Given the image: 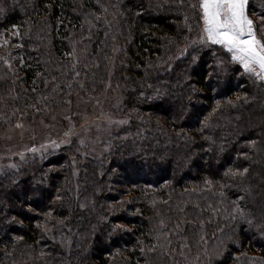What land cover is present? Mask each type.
Returning <instances> with one entry per match:
<instances>
[{
    "label": "trees",
    "instance_id": "16d2710c",
    "mask_svg": "<svg viewBox=\"0 0 264 264\" xmlns=\"http://www.w3.org/2000/svg\"><path fill=\"white\" fill-rule=\"evenodd\" d=\"M0 9V130L114 121L0 174V264H264V80L194 43L198 0ZM246 11L264 40V0Z\"/></svg>",
    "mask_w": 264,
    "mask_h": 264
},
{
    "label": "snow or ice",
    "instance_id": "6c2138e0",
    "mask_svg": "<svg viewBox=\"0 0 264 264\" xmlns=\"http://www.w3.org/2000/svg\"><path fill=\"white\" fill-rule=\"evenodd\" d=\"M247 4L248 0H198L205 37L194 43L222 46L231 54L233 61L243 65L246 72H251L260 80H264V40L257 39V25L247 14ZM192 7L195 8L197 5ZM260 20V27L264 29V17ZM14 29L13 35L19 36V28L14 26ZM7 43L9 41L4 40V44ZM6 63L10 69L11 64L7 61ZM36 110L40 109L37 107ZM16 127L22 128L23 125L17 124ZM53 146L58 145L53 142ZM30 151L36 152L37 149L32 148ZM247 171L244 169L242 173L237 174L243 175ZM240 213L243 215L242 210Z\"/></svg>",
    "mask_w": 264,
    "mask_h": 264
},
{
    "label": "rangeland",
    "instance_id": "374dc122",
    "mask_svg": "<svg viewBox=\"0 0 264 264\" xmlns=\"http://www.w3.org/2000/svg\"><path fill=\"white\" fill-rule=\"evenodd\" d=\"M66 115L67 113L64 115L65 118ZM16 118V121L11 124L9 123L7 128L0 130V174L6 170L10 171L17 169L24 163H30L31 159L40 156L46 149L53 150L67 145L73 137L79 139L84 146L88 145V143L89 145L91 144V150H93V148H95L94 140H92V138L95 137L92 132L93 129H100L102 124L114 122L111 118L103 114L98 115V113L95 112L81 110L80 113L72 119L71 125H68L58 134L51 135L46 133L51 131L48 128L49 125H51L50 122L47 124V121L36 122L23 120L21 117ZM57 118L55 121L59 122ZM17 124H22L23 127H16ZM66 133H68V135H66ZM42 140L48 142L43 143L44 141ZM53 142L58 146H53ZM32 148H36L37 151H30ZM79 150L82 151L81 145H79ZM27 153H30L28 155L30 156L29 158L25 156ZM89 251L90 250H87L85 254L80 255L79 260L85 263L87 257H89Z\"/></svg>",
    "mask_w": 264,
    "mask_h": 264
}]
</instances>
